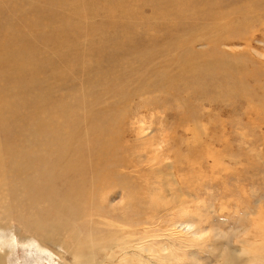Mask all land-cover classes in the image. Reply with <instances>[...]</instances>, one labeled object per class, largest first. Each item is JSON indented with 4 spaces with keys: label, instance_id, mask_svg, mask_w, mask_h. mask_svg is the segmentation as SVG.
<instances>
[{
    "label": "rangeland",
    "instance_id": "rangeland-1",
    "mask_svg": "<svg viewBox=\"0 0 264 264\" xmlns=\"http://www.w3.org/2000/svg\"><path fill=\"white\" fill-rule=\"evenodd\" d=\"M86 1L91 4L81 5L87 11L84 13L81 11L77 19L71 12L75 0H54L50 5L46 0H35V3H30V0H17V2L3 0V7L7 9L5 20L13 18V22L18 24V26L14 25L18 36L27 33L24 31L30 22L33 24V31L36 30L37 34L38 26L34 25V19L41 17L48 24L46 30L42 25L44 32H64L61 36L63 39L58 43L40 41L36 46L37 50L35 49L36 56L41 55L40 62L37 61L36 66L29 65L31 71L22 72L24 75L31 73L38 76L39 83L35 85L32 95H42L43 92L48 95L43 108L47 109L46 111L50 110L52 102L66 104L65 101L69 100L70 104L66 106L74 110L75 114L71 115L74 120L84 113L79 103L83 95L80 85L85 81L86 74L90 73L89 67L79 63L80 65L77 64L74 70L71 68L70 72L64 73L65 76L59 72L54 80L49 78V70L53 72V68L50 69V67L59 58L63 60L61 55L76 57L88 48L89 41L101 40L105 35L124 41L137 33V40L147 41L145 43L150 46L158 45L157 48L165 52L162 56L168 60L189 51L193 55L195 67L205 66L206 60L215 54L214 49H211L207 42L197 43L193 52L173 49L166 42L167 36L164 37V34L169 32L177 11H182L186 17L191 14V11H196L198 18H202L201 14L204 11L202 0L200 2L176 0L182 2L181 6L155 8L161 14H157L150 3L157 1L163 4L167 0H117L119 4L112 0ZM92 2L96 4L92 5ZM64 8L70 11L63 13ZM17 9L16 18L12 13ZM64 17L73 19L72 22L80 25L64 28ZM181 20V32L172 33L178 34L182 40L209 38L208 31L216 26L213 21L198 20L200 23L198 29L201 30L189 33L191 25L187 27L184 17ZM221 20L225 23L223 19ZM231 29L228 27L222 42L219 40L223 38V35L213 39L221 42L216 50L227 63L236 64L242 70L254 71L253 78L238 85V75L234 78L231 76L222 90L218 88L219 83H215V87L211 84L213 99L205 100V96L200 93L196 95L185 85L187 82H195L193 79L187 78L186 82H178L177 76L182 70L180 64L174 63L169 66V73L174 79L173 84L177 88L173 95L164 92L135 95L130 104H126L130 116L124 127L125 138L121 139L125 150L119 151L120 159H127L122 160L125 164L121 172L116 166L115 180H111L104 186L112 184L110 189L104 193L101 192L93 200H88L90 212L84 213L81 211L83 209L76 205V209L81 208L77 209L78 215L60 218L61 220H58L60 223L52 222L50 217L52 216L54 220L56 212H59V209L54 208L56 203L53 202L65 194L62 193L60 182L54 190L48 189V183H46V191L50 195L46 197L33 195L31 198L35 205L33 208L42 213L45 210L43 217L46 220L49 218L51 224L47 221L41 222L39 219H36L39 224H35L32 223L35 221H28L30 213L25 206L26 199L23 195L25 188L22 187L17 193L13 186L9 187L11 190L13 188V194L16 192L12 195L11 204L13 205L8 206L9 210H5L2 206L6 214L0 208V220L6 217L2 219L4 221H0V225L4 226V222L7 221V225L2 228L0 226L2 229L0 242L3 244L2 240L5 241V245L0 243V247L2 246L7 254H5L6 264H76L69 245L73 246L70 235L73 232L78 233L77 230L82 236L81 244L85 245L87 243L85 240L88 239L97 241L96 248L86 247L84 253L85 255L93 254L98 262L110 253L108 248L114 240L146 235V243L154 248L168 246L169 250L165 255L172 251L179 257V261L172 264H264L261 261L264 259V32L259 33L252 40L249 36L250 38L248 37L245 41H240L227 35L230 34ZM181 38L178 40L180 41ZM28 47L29 45L27 47L25 45L22 50ZM46 63L50 64V67ZM23 74L20 76H24ZM61 80H63L62 83L60 82L63 87H59ZM50 85L52 89L48 93L46 90ZM74 90L76 94L72 92ZM219 93L225 98L220 97ZM236 95L239 98L236 97L234 100L230 98ZM64 96L71 97L66 99ZM113 100L116 101L114 98ZM78 108L82 109H80L82 113ZM45 121L47 122L48 119ZM70 127L73 128L72 125ZM77 179L79 180V177ZM73 186H75L74 189L78 187L75 184ZM87 197L82 196L78 199ZM16 204L19 206L17 207ZM10 206L13 209L9 208ZM183 208L188 209L187 218L183 216ZM52 209L53 213H51ZM22 216L26 217L23 219ZM181 217H185L184 220H179ZM8 218L11 222H8ZM65 219L70 223L65 222ZM16 220H20L21 223ZM20 225H23L22 228ZM60 227L64 231L58 230ZM64 227L68 230L65 231L67 228ZM63 233L66 234L67 239ZM10 235L13 238V240L10 238L12 243L8 239ZM59 235L61 238L57 240H62L63 237L67 248L62 243L64 240H56L59 243L56 244L54 238L56 239ZM26 237L29 239L26 240ZM8 240L9 243H6ZM40 244L46 245L47 248Z\"/></svg>",
    "mask_w": 264,
    "mask_h": 264
},
{
    "label": "bare ground",
    "instance_id": "bare-ground-1",
    "mask_svg": "<svg viewBox=\"0 0 264 264\" xmlns=\"http://www.w3.org/2000/svg\"><path fill=\"white\" fill-rule=\"evenodd\" d=\"M52 1L46 0L49 5L52 4ZM196 1L200 2L201 0ZM15 2H17V0H15ZM112 2L119 4L117 0H112ZM202 2L204 6V11L201 14L202 18H198L196 11L193 12L190 10L191 14L188 17L184 16L182 11H177L176 16L172 19L170 30L167 34H164V37L166 38L167 36L166 42L170 44L173 49L191 50L193 52H195L194 48H196L197 43L207 42L206 44H209L211 49H214L215 54L206 60L205 66L202 65V67H199L198 65L195 67L193 64V55L189 51L168 60L165 56H162L165 55V52L161 48H157L158 45L150 46L145 43L147 41L137 40V33L132 34L130 38H126L124 41H118L116 38H109L105 35L101 40L89 41L87 45L88 48L79 53L80 55L76 57L72 58L67 54L65 55L66 57L61 55L63 60L59 58L58 61L54 62L52 67L49 66L50 64L46 63L50 69L53 68V72L49 70V78H53V80L57 78L56 75L59 72L62 74L70 72V69L75 68L77 64L87 65L90 69V73L86 74L87 77L85 81L80 85L83 95L79 103L84 113L74 120V118L71 117L72 114H75L74 110L72 111V109L66 106L70 104L68 103L69 100L65 101L66 104H63V101V103L52 102L50 110H44L43 108L48 95L43 91L44 94L42 95L38 94L40 92L36 93L38 94L36 96H33L34 94L32 95L35 85H37L38 82V76L36 77L31 73L27 75L22 73L25 72V70H30L29 65H37L36 62L39 61L41 55L37 57L35 49L40 41H45V43H53L55 41L58 43L63 39L61 36L64 35V32H44L43 26H45L46 30L48 24L44 22V19L41 17L37 19L33 18L35 20L34 25L38 26L37 34L39 35L36 34V30L33 31V24L30 22L24 31L27 33L18 36L17 29H15V26H18V24L13 22V18L7 21L5 20L4 16L7 9L5 10L3 7V0H0V208L3 206L5 210H7L8 206L12 203V195L16 193L13 194V188H15L18 193L21 191L22 187H24L25 193H23V195L26 199L25 206L30 213L28 216L29 220H27L35 221L32 223L39 224V221L36 220L39 219L41 222L47 221L51 224V221L55 222L60 218L74 217L81 208L83 209L81 211H84V213L90 212L91 208L88 204V200H93L101 192L104 193L110 189L112 184H109L107 187L104 186L111 180H115L114 175L116 173V166L119 167V172H121V168L125 164L122 160L127 159H120V153L125 150L123 147L124 144L121 143V139L125 138V133H123L124 127L130 116L126 104L129 103L135 95H144L153 92L171 93L173 95L177 88L176 85L173 84L174 79L170 75L168 67L174 63L180 64L182 69H180L182 72L180 71V74L177 76L178 82H186L187 78L193 79L195 82H187L185 85L192 89L196 95L200 93L205 96V100L213 99L211 89L215 83H219L220 86L217 87L222 90V88L225 87V82H227L231 76L234 78L238 75V85L253 78L254 71L242 70L238 68L239 66L236 64L227 63L221 58L216 47L224 40L228 32V27L232 29L229 31L230 34L227 35L240 41H245L249 36L252 40L256 38L259 33L264 32V0H202ZM30 3H35V0H30ZM86 3L89 5L91 4L86 0H75V4L71 7L72 15L75 16V18L78 19L81 11L82 13L87 11L86 8L81 6ZM95 4V2H92V5ZM181 4L182 2L180 1L167 0L163 4L154 1L150 3V6L153 7L157 14H161V12L155 8H160L162 6L176 8L181 6ZM186 8H188L187 5ZM62 10H64L63 13L70 11L67 8ZM17 11L18 9L14 13L11 12L12 15L16 17ZM52 15H55V13H52ZM42 16H44V14H42ZM182 17H184L187 27L191 25L189 33L201 30L198 29L200 25L198 20L213 21L216 23V26L214 28L211 26L212 28L208 31L207 34L209 38L201 37L198 39L191 38L182 40L180 37L181 40L179 41V35L173 34L172 32H181ZM221 19H223L225 23H223ZM72 20L73 19L64 17L63 27L71 28L73 25H80L75 24ZM220 35H223V38L219 40L221 42L213 40ZM247 44L248 42L246 45ZM25 45L26 47L29 45V47L22 50V47ZM43 60L41 61L42 63ZM45 62L47 61L45 60ZM59 62H61L60 65ZM22 74L24 76H20ZM199 80L202 81L203 85ZM62 81L63 80L59 81V83H62ZM61 83L59 87H63ZM211 84H213V86ZM51 89L50 85L48 90H45L49 93ZM78 89L80 90V88ZM72 92L76 94L75 90ZM67 97L69 96L65 98L67 99ZM220 97L225 98L222 94H220ZM236 97H238V95L230 98L234 100ZM113 98L116 99V101L113 100ZM59 99L61 101V97ZM222 101H224V99ZM78 109L76 110L77 113L82 110L80 108L81 110L79 109L78 111ZM80 113H82V111ZM44 117L48 119L47 122ZM70 125H72L73 128H71ZM119 150L122 151L120 152ZM125 166H127V164ZM78 177L79 180L77 179ZM59 182L62 184L61 190L65 195L54 200L53 203L56 204L53 206L55 209H59V212H56L57 215L54 216V220H52V216L50 217L51 221L48 218L49 222L48 219L46 220L43 217L45 210L42 213V211L34 209L35 205L31 197H33V195H36V197H42L43 195L46 197L50 195L46 191V183H48V189L54 190L57 188ZM63 183H65V185ZM74 184L78 186L76 189H74ZM10 186H13L12 190ZM53 195L56 194L53 193ZM82 196L88 197L86 199H78ZM16 205L17 207L19 206L18 204ZM76 205L81 208L79 207L77 210ZM9 208L12 207L10 206ZM61 208L62 210L60 211ZM187 210V208H183V216L185 215V217L188 214ZM3 211L2 208V212ZM53 212L52 209L51 213ZM58 213H60V215H58ZM24 214L26 213L24 212ZM26 216H22V218L24 219ZM188 216L190 217V215ZM3 218L6 219L5 216ZM184 218L181 217L178 219L184 220ZM7 220L11 222L9 218ZM64 221L70 223L69 220L66 221L65 219ZM73 221L77 220L73 219ZM58 223L60 222L58 221ZM5 225H7V221L6 223L4 222V226ZM25 225L24 223V226ZM71 225H73L72 222ZM0 226L1 228L4 227L2 225ZM61 227L60 229L58 228V230H63ZM1 228L0 231L2 230ZM68 228L65 231H67ZM189 228H191V226H189ZM73 229L75 230L77 228ZM23 231H25L24 228ZM58 232L53 233L58 234ZM77 232L78 233L73 232L70 235L72 239L69 238L72 240L73 245L72 247L69 245V249L72 248L74 262L76 264H172L179 261V257L173 254L172 251H170L168 255H165L169 250L168 246L162 245L161 247L154 248L151 244L146 243V235L143 237H138V235H136L132 238L128 237V239L123 237L114 240L112 244L110 243L111 246L109 245L110 247L108 248L110 253L102 261L98 262L96 258L93 257V254L85 255L84 253V248L86 247L90 249L96 248L98 245L97 241H90L88 239L89 242L85 240L87 241L85 245L84 243L81 244L80 240L82 236L80 231L77 230ZM26 233H24V235ZM35 235L37 234L35 233ZM63 235L65 237L66 234L63 233ZM195 235L197 236V233H195ZM11 236L12 235L8 236L9 240H13ZM39 237L37 239H39ZM59 237L60 235L56 239L54 238L55 242L64 240L62 243H64V246L65 244L67 246L63 237L62 240H57ZM89 238L91 239V237ZM28 239L29 238L26 240ZM9 240L6 243H9ZM2 241L3 244L0 242L1 245H5L4 239ZM56 244L59 243L57 242ZM41 246L46 247V245ZM2 248L1 246L0 264H6L7 261L5 262V257L7 256H5L6 253ZM67 252L69 253V251ZM261 261L264 262V259Z\"/></svg>",
    "mask_w": 264,
    "mask_h": 264
}]
</instances>
